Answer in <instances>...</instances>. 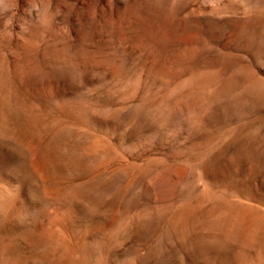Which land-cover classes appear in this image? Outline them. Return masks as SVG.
<instances>
[{
	"label": "rangeland",
	"instance_id": "rangeland-1",
	"mask_svg": "<svg viewBox=\"0 0 264 264\" xmlns=\"http://www.w3.org/2000/svg\"><path fill=\"white\" fill-rule=\"evenodd\" d=\"M254 5L0 0V264H264Z\"/></svg>",
	"mask_w": 264,
	"mask_h": 264
},
{
	"label": "bare ground",
	"instance_id": "bare-ground-1",
	"mask_svg": "<svg viewBox=\"0 0 264 264\" xmlns=\"http://www.w3.org/2000/svg\"><path fill=\"white\" fill-rule=\"evenodd\" d=\"M251 2H253L255 5L254 6H256L255 8H257V17H259V19H263L264 20V0H251ZM248 4H249V2H247V7H248ZM245 5V4H244ZM246 7V8H247ZM246 10H248V8L246 9ZM247 13V12H246ZM215 15V14H214ZM218 15V14H217ZM245 16V15H244ZM203 17V16H202ZM209 17V16H208ZM224 18V17H223ZM222 19V18H221ZM220 19V20H221ZM224 20V19H223ZM222 20V21H223ZM256 20V19H255ZM214 21V20H213ZM233 22V21H232ZM212 23V22H211ZM215 23V22H214ZM237 24V23H236ZM208 25V28H209V26H211V25H209V24H207ZM212 27V26H211ZM215 28V27H214ZM212 30V29H211ZM214 30V29H213ZM235 31V30H234ZM249 35V34H248ZM259 38V37H258ZM236 42V41H235ZM251 49H253V51H255V54L254 55H258L257 57H264V40L263 39H255V40H253L252 42L250 41L249 42V45H247V47H246V53H248L249 55L251 54ZM233 61V60H232ZM245 61V60H244ZM228 62H230V61H228ZM236 62V61H235ZM241 62V61H240ZM243 62V61H242ZM241 64V63H240ZM250 64V63H249ZM234 65V64H233ZM235 66V65H234ZM242 66V65H241ZM244 66V65H243ZM243 68V67H242ZM244 68H246V70L248 71V72H250V74H252V73H254V70H253V67L251 66V65H245L244 66ZM245 72V71H244ZM253 75V74H252ZM257 76V75H256ZM253 77H254V75H253ZM252 77V78H253ZM236 78V77H235ZM242 78V77H241ZM263 78V77H262ZM238 81V80H237ZM249 81V80H248ZM252 81V80H251ZM243 83V82H242ZM252 83V82H251ZM262 83H264V82H262ZM245 85V84H244ZM233 86V85H232ZM259 86V85H258ZM251 89H252V87H250ZM231 89V88H230ZM229 89V90H230ZM255 88H253V90H254ZM257 91V90H256ZM263 92L259 95V98L256 100V102L255 103H257V104H259V105H262V104H264V90H262ZM230 92V91H229ZM240 98V97H239ZM203 106V105H202ZM230 106V105H229ZM258 106V105H257ZM196 107V106H195ZM249 114V113H248ZM206 116V115H205ZM239 118V117H238ZM259 121V120H258ZM207 126V125H206ZM215 129V128H214ZM213 129V130H214ZM252 129V128H251ZM260 132V131H259ZM261 133H262V131H261ZM260 134V133H259ZM262 135V134H261ZM258 136V135H257ZM250 137H252V136H250ZM253 138H254V136H253ZM245 147V146H244ZM251 148V147H250ZM258 148V147H257ZM256 148V149H257ZM248 151V150H247ZM258 151V150H257ZM251 152H252V150H251ZM248 153V152H247ZM254 153V152H253ZM262 153V152H261ZM264 153V152H263ZM250 154V153H249ZM258 156V155H257ZM264 154L262 155V161L264 162ZM235 157V156H234ZM250 157H252V156H250ZM249 162V161H248ZM253 162V161H252ZM259 162V161H258ZM254 165V164H253ZM263 165V164H262ZM261 166V165H260ZM205 169H207V168H205ZM210 169V168H209ZM239 169H240V167H239ZM255 169V168H254ZM263 169H264V166H263ZM262 169V170H263ZM257 170V169H256ZM258 170H259V167H258ZM255 171V170H254ZM206 172V171H205ZM247 173V172H246ZM262 173V172H261ZM260 173V174H261ZM238 174H240V173H238ZM251 174V173H250ZM255 174H257V172L255 173ZM256 175H254V177H255ZM237 178V177H236ZM241 179V178H240ZM246 180V179H245ZM240 181V180H239ZM242 181V180H241ZM259 184V183H258ZM222 207V206H221ZM219 208V207H218ZM224 208V207H223ZM231 208V207H230ZM243 210V209H242ZM219 211V210H218ZM231 211H233V209H231ZM256 213V212H255ZM249 216V215H248ZM244 217V216H243ZM246 217V216H245ZM244 217V218H245ZM218 218V217H217ZM250 219V218H249ZM214 221H216V220H214ZM219 221V220H218ZM217 221V222H218ZM223 222V221H222ZM249 222V221H248ZM234 223V222H233ZM231 224V226H229V228H228V231L230 232V228H232V227H234V224ZM235 223H236V221H235ZM212 224V223H211ZM253 224V223H252ZM236 226V225H235ZM238 227V226H237ZM249 230H251L250 228H247V231L249 232ZM258 230V229H257ZM254 231V230H253ZM252 231V232H253ZM222 234V233H221ZM227 234V233H226ZM231 234H232V232H231ZM238 234V233H237ZM253 234V233H252ZM251 234V235H252ZM256 234V233H255ZM260 234H262V233H260ZM225 235V234H224ZM253 236H255L254 234H253ZM253 236L251 237L253 240L254 239H257V238H253ZM259 236V235H258ZM258 236H256V237H258ZM227 237H229V236H227ZM236 237H237V235H236ZM241 237V236H240ZM248 237V236H247ZM260 237V236H259ZM244 239V238H243ZM251 239V240H252ZM246 240V239H245ZM252 240V241H253ZM245 242V241H244ZM254 242V241H253ZM261 242V241H260ZM256 245V244H255ZM263 254V253H262Z\"/></svg>",
	"mask_w": 264,
	"mask_h": 264
}]
</instances>
